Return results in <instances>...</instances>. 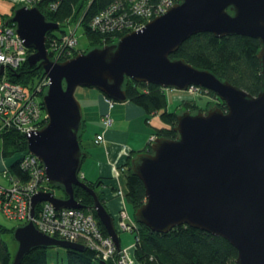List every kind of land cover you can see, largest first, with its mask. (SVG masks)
Segmentation results:
<instances>
[{
    "label": "water",
    "instance_id": "95a60500",
    "mask_svg": "<svg viewBox=\"0 0 264 264\" xmlns=\"http://www.w3.org/2000/svg\"><path fill=\"white\" fill-rule=\"evenodd\" d=\"M10 23L34 51L30 66L41 67L51 81L43 96L48 123L27 136L28 152L44 164L49 184L61 186L65 194L58 197L50 190L33 197L32 220L13 233L18 249L12 264H22L36 249H87L40 232L34 222L43 202L57 210L84 209L76 187L93 197L97 220L121 250L114 217L97 189L80 178L86 154L80 139L83 107L76 92L95 88L113 102L126 103L127 79L178 91L201 87L227 107L178 114L176 139L158 137L150 150L132 157L131 170L146 190V202L135 212L137 223L156 233L179 226L199 229L230 242L238 251L235 264H264V0H178L142 30L64 62L53 61L47 49L48 35L60 30V24L48 21L38 7L17 8ZM200 33L259 40L258 95L171 57Z\"/></svg>",
    "mask_w": 264,
    "mask_h": 264
},
{
    "label": "trees",
    "instance_id": "16d2710c",
    "mask_svg": "<svg viewBox=\"0 0 264 264\" xmlns=\"http://www.w3.org/2000/svg\"><path fill=\"white\" fill-rule=\"evenodd\" d=\"M116 1L119 0H61L57 10H46L42 5L39 8L48 21L59 23L62 26L66 25L71 19L75 20L84 11L81 26L84 27L85 34L95 48L102 47L106 43H113L117 40H114V38H119L122 35L120 33L110 35L98 33L90 28V21ZM260 49L259 40L251 37L236 35L218 38L212 33H200L187 40L171 57L173 59H184L197 68L209 70L220 79L256 96L262 88L261 65L258 59ZM87 51H80L77 48L75 56ZM33 52V50H29L30 55ZM15 75L10 74L14 82L21 83L31 89L35 85V81H39L45 75V72L41 67H31L29 62H26ZM125 90L129 101L144 109L146 114H159L163 111L161 118L166 126L157 129V132L154 133L157 138H177L178 134L174 128L177 126L178 112L177 110L175 112L167 110L169 105L167 89L152 84L136 83L131 79H127ZM202 92L217 98L214 92L204 88H202ZM180 109L196 111L198 109L197 99L184 100V103H180ZM84 130L85 123L80 134L81 140ZM1 135L3 138L1 151L4 159L28 152L25 134L16 130H8ZM150 147L151 144L149 143L143 152L150 150ZM132 154L126 164V200L137 211L146 202V190L143 182L131 170V159L138 152L133 151ZM11 172L23 181L28 179L27 173L20 169L18 162L11 164ZM80 178L95 189L102 183L101 180L97 183L86 181L82 177V172ZM48 187L50 190L55 188L63 190L58 185L49 184ZM75 196L84 206V210L91 212L97 219L96 212L92 210L93 197L80 187L75 188ZM101 199L103 201L102 197ZM103 203L106 206L104 201ZM97 221L103 235L107 237L106 229L99 220ZM115 222L117 226L116 219ZM138 226V229L133 232L136 235L133 255L137 264H235L238 257L237 249L226 239L199 229L179 226L168 233H156L143 225L138 224ZM15 229L16 227L9 229L0 224V234H13ZM118 232L120 235L123 231L118 229ZM67 251L69 264H101L103 262L97 257V252L90 248L85 251ZM13 258L14 256L8 245L3 241L0 242V264H12ZM105 263L116 264L115 260ZM22 264H49L47 250L36 249L32 251L25 257Z\"/></svg>",
    "mask_w": 264,
    "mask_h": 264
},
{
    "label": "built area",
    "instance_id": "2783aa9c",
    "mask_svg": "<svg viewBox=\"0 0 264 264\" xmlns=\"http://www.w3.org/2000/svg\"><path fill=\"white\" fill-rule=\"evenodd\" d=\"M20 7L35 8L41 5L46 10H57L61 0H17ZM178 3V0H119L111 4L105 11L95 16L90 21V28L94 32L104 34H122L115 44L124 35L133 31L142 30L147 23L166 14ZM40 9V8H39ZM9 19L0 15V134L8 130H16L25 136H30L42 129L48 123L43 98L51 84L50 78L45 74L29 89L21 83L14 82L10 74L18 73L20 67L28 62L30 53L24 41L17 34L16 25ZM67 22L69 31L62 37H57L51 32L48 35L47 49L51 59L55 62H64L75 57L79 40L76 36L79 25L73 29ZM63 26L60 24V29ZM108 43L103 46L110 45ZM102 46V47H103ZM16 77V75H15ZM19 77V76H17ZM28 89V91H27ZM202 91L201 87L191 86L187 90L190 95ZM110 108L114 102L107 98ZM104 124L112 125L109 114L104 116ZM152 137L150 144L155 141ZM103 141V136H98L97 143ZM130 156V153L128 154ZM5 162V161H4ZM15 162L20 169L27 173L28 179L23 181L11 172V165L5 162L2 176L6 184L0 183V213L12 221L27 224L31 218L32 199L40 191H50L44 164L29 152L19 156ZM124 199L125 194L118 191ZM34 222L38 230L48 236L61 240L85 245L97 252V257L103 262L115 260L116 264H137L134 258V247L123 248L120 251L111 237H105L100 229L97 219L91 212L84 209L57 210L53 204L43 202L37 209ZM138 224L130 221L125 205L119 213L117 229L123 232H134Z\"/></svg>",
    "mask_w": 264,
    "mask_h": 264
},
{
    "label": "rangeland",
    "instance_id": "374dc122",
    "mask_svg": "<svg viewBox=\"0 0 264 264\" xmlns=\"http://www.w3.org/2000/svg\"><path fill=\"white\" fill-rule=\"evenodd\" d=\"M20 6L18 5L17 0H0V15L3 16L4 18L6 17L7 19H10L14 11L19 8ZM84 11L81 12L77 18L71 23V27L75 29L81 19L83 18ZM69 31V26L68 25H63L61 30H55L53 34L57 37H62L64 32ZM76 36L79 40V45L78 49L80 51H89L94 48L93 44L91 43L90 39L88 36L85 34V29L83 26H80V28L77 30ZM38 80L35 81L34 84H36ZM28 91V89H27ZM101 93L99 90L95 88H84L80 87L77 92H76V97L78 100L81 102L82 107H83V119L85 123V130L82 133L83 134V141L84 142H91L95 135L96 132L98 131L99 127H102L103 121L101 115H99L98 110L94 109L93 111H90L88 108H86V105H88L87 100L91 99V96H89V93ZM168 93V100H169V105H168V111L169 112H175L177 110L178 114H181L182 112L189 111L186 109H180V103H184V100L188 99H197L198 101V109L196 111H190L192 113H197L199 111L202 112H207L210 108L212 107H220L219 106V99L216 97H213L209 95L208 93H204L202 91H197L196 95H190L187 91H178L175 89H167ZM102 94V93H101ZM103 95V94H102ZM39 100H43V98H39ZM115 104H120L118 102H115ZM179 108V109H178ZM222 109V107H220ZM116 113V109L113 111V115ZM163 111L159 114H153V115H148L146 116V120H143V128L146 131V129H149L152 133H156L157 129H161L166 126L164 121L161 118V114ZM121 120H120V128L123 131H127V129H131L130 135L131 137L128 139V143L134 148V151L139 152L142 151L145 146L149 143V137L150 134H146L144 132H141L139 128L137 127L136 122H128L125 121L124 115L121 113L120 114ZM148 120V123H147ZM2 145H3V138L2 135L0 134V163L4 160L7 164L11 165L15 160L21 156L17 155L14 157L6 158L3 159L2 155ZM84 151V150H83ZM90 161L88 160V163ZM87 168V161L83 162L82 165V172H85ZM0 182H3V176L0 174ZM56 196L58 197H64V191L58 188L52 189ZM127 210L129 213V217L133 219L135 222V209L133 206L127 202ZM3 223L13 227H19L22 225H25L24 222L20 221H12L9 219H4ZM121 242L124 247L130 248L134 247L136 244V235L132 232H122L120 234ZM0 240L5 241V243L8 245L10 251L12 252L13 256H15L16 251L18 249V243L14 239V235L11 233H1L0 234ZM47 255H48V263L49 264H69L68 260V251L67 249L64 248H54V249H48L47 250Z\"/></svg>",
    "mask_w": 264,
    "mask_h": 264
},
{
    "label": "crops",
    "instance_id": "0c3cea01",
    "mask_svg": "<svg viewBox=\"0 0 264 264\" xmlns=\"http://www.w3.org/2000/svg\"><path fill=\"white\" fill-rule=\"evenodd\" d=\"M89 96H91V99L87 100L88 105H86V108H88L90 111H93L94 109L98 110L99 115L102 117V121L104 116L109 114L110 118L112 119V125L107 127L103 121L102 127H99L94 139L91 142H84L82 138L81 144L84 153L86 154L83 162L87 161V168L85 172H82L81 170L82 177L88 182L97 183L99 180L102 181V183L97 186V191L101 194L108 211L118 223L119 213L122 209V205H125L127 209L126 203L128 201L126 200V164L130 156L133 155L132 152L134 151V148L128 143V139L131 137V129L128 128L127 131H123L119 127L121 120L120 114L122 113L124 115L125 121L130 123L136 122L137 127L141 132L150 134L149 143L151 138L156 136L149 129H146L145 131L143 128V120H146L147 116L144 109L134 105L130 101L117 105L114 102L113 107L110 108L107 97L101 93H89ZM115 109L116 113L113 115V111ZM98 136H103V141L101 143L96 142ZM143 150L139 151L138 153L143 152ZM129 153L130 156L128 155ZM88 160L90 161L89 163ZM4 167L5 162L3 160L0 163L1 176ZM0 183L6 184L5 179L3 178V182ZM118 191H122L125 194L124 199L118 195ZM4 219L7 220V218L2 213H0L1 225H4L9 229L16 227H10L4 224ZM130 221L133 223L136 222V220L134 222L132 218H130ZM2 241L3 240H0V242ZM121 245L123 248H127L123 246L122 242Z\"/></svg>",
    "mask_w": 264,
    "mask_h": 264
},
{
    "label": "flooded vegetation",
    "instance_id": "af4514ba",
    "mask_svg": "<svg viewBox=\"0 0 264 264\" xmlns=\"http://www.w3.org/2000/svg\"><path fill=\"white\" fill-rule=\"evenodd\" d=\"M219 106L222 107L224 111H227L226 104L222 100H219Z\"/></svg>",
    "mask_w": 264,
    "mask_h": 264
}]
</instances>
